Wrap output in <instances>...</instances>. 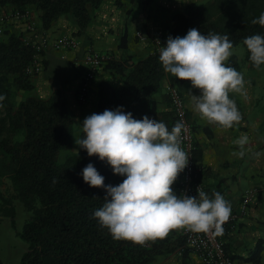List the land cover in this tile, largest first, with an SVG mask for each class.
Masks as SVG:
<instances>
[{
    "label": "trees",
    "instance_id": "trees-1",
    "mask_svg": "<svg viewBox=\"0 0 264 264\" xmlns=\"http://www.w3.org/2000/svg\"><path fill=\"white\" fill-rule=\"evenodd\" d=\"M103 1L0 0V8L33 7L44 29L60 17L69 16L82 32L92 20L93 10ZM132 1L144 5L155 2ZM262 13L264 0L189 3L184 11L173 15L171 35L183 37L189 29L196 28L204 35H228L233 48L240 44L246 48L245 38L264 36V26L252 23ZM126 41L124 35L120 45L126 47ZM33 53L20 34L0 38V95L5 97L1 101L4 116L0 118V176H8L14 191L12 198L0 194V208L4 216L12 218L13 226V199L21 201L32 214L19 233L28 245L20 264H151L158 255L178 254L185 244L178 230L171 231L163 240L141 246L114 239L94 217V212L105 203L106 192L85 183L82 170L92 163L105 178V185H119L126 177L114 174L107 161L89 157L84 149H79V155L76 151L62 160V152L75 146V121L59 89L46 98L30 93L34 85L25 69ZM244 59L252 63L247 48ZM225 63L240 72L241 60L236 54ZM107 67L121 73L125 84L115 89L102 83L95 113L122 107L134 119L147 115L156 120L157 104L152 95L166 75L159 56L152 54L135 61L130 55L122 61L112 60ZM20 91L26 95L17 101L15 94ZM78 135L81 139L85 134L81 130ZM260 250L258 247L251 258L257 263ZM189 251L185 249L181 256L185 259ZM0 264H4L1 259Z\"/></svg>",
    "mask_w": 264,
    "mask_h": 264
},
{
    "label": "clouds",
    "instance_id": "clouds-1",
    "mask_svg": "<svg viewBox=\"0 0 264 264\" xmlns=\"http://www.w3.org/2000/svg\"><path fill=\"white\" fill-rule=\"evenodd\" d=\"M252 23L264 26V13ZM243 43L253 65H264V36H249ZM232 55L233 43L228 35H204L196 28L189 29L183 37L169 36L159 55L166 73L190 81L192 88L199 90V95L191 90L189 95L201 119L225 129L242 120L229 93L246 96L244 76L226 66ZM4 99L0 95V101ZM184 129L182 122L169 130L164 122L147 115L134 119L122 107L105 109L84 119V138L75 139L77 154L84 149L89 157L107 161L114 174L126 177L119 185H105V178L92 163L82 170L85 183L106 192L105 203L94 217L114 239L144 246L149 241L165 239L173 230L223 235V225L229 221L232 208L219 192L210 198L199 187L196 196L173 191V184L189 164V156L181 148ZM248 142L247 135L233 141L239 151L232 155L244 157Z\"/></svg>",
    "mask_w": 264,
    "mask_h": 264
},
{
    "label": "crops",
    "instance_id": "crops-1",
    "mask_svg": "<svg viewBox=\"0 0 264 264\" xmlns=\"http://www.w3.org/2000/svg\"><path fill=\"white\" fill-rule=\"evenodd\" d=\"M169 3L160 4L158 0L151 5H144L132 0H104L98 8L93 10V17L86 29L82 32L76 22L69 16L60 17L45 28L51 39L62 34L73 35L79 38L81 46L78 50L62 52L49 49L44 53V70L31 77L34 85L31 94L46 98L53 90L59 89L74 118L82 130L84 119L96 112V107L102 83H109L115 89H121L125 84V77L107 65L113 61H122L132 56L135 61L152 55L155 47L153 37H160L164 42L171 35L172 12L174 8ZM135 6L138 7V11ZM10 8V7H8ZM39 22V13L33 7ZM4 8H0V12ZM1 39H7L12 33L23 36L26 32L23 24L9 23L5 25ZM43 28V27H41ZM138 32L144 36L140 37ZM126 35V47L120 45L122 37ZM174 38V37H173ZM87 49L109 54L112 60L98 70L92 83L89 99L86 104L77 100V91L84 73L83 57ZM56 54L62 59H68L75 66L81 65L80 74L74 80L66 79L63 84H57L58 75L65 79V67L56 65ZM241 60L240 73L246 81V96L238 93H229L242 115L240 124L231 129L208 123L201 119L193 110L189 90L199 95V90L192 88L191 82L180 80L166 73L160 88L154 92L152 98L156 101L158 116L156 120L166 124L169 130L176 124V116L168 94L170 87H176L184 98L187 117L192 124L195 157L201 168V179L208 191L212 194L219 192L231 204L232 211L239 217L234 226L224 227L223 235L219 236L225 244L226 252L243 264H264V65L256 68L246 61L245 52L236 53ZM51 66L52 73H47ZM241 135H247L248 144L245 146V156L237 157L233 152L239 151V146L233 141ZM177 182L173 184V191L177 194ZM256 188L253 200L242 210V201L245 191ZM260 247L259 262L252 260L253 253ZM179 254L173 256L178 259ZM201 264L198 256L189 251L186 258L183 256L176 264Z\"/></svg>",
    "mask_w": 264,
    "mask_h": 264
},
{
    "label": "built area",
    "instance_id": "built-area-1",
    "mask_svg": "<svg viewBox=\"0 0 264 264\" xmlns=\"http://www.w3.org/2000/svg\"><path fill=\"white\" fill-rule=\"evenodd\" d=\"M23 24L25 34L22 36L24 43L31 46L34 50L32 61L26 66L25 72L33 77L40 74L44 70V53L53 49L55 51L78 50L81 42L78 37L73 35L62 34L51 39L44 28L38 25V19L34 11L30 7L24 9L4 7L0 12V35L4 33L5 25L9 23ZM140 37L144 35L138 32ZM159 40V41H157ZM155 50L153 54L159 56L160 49L166 45L160 37H153ZM112 60L109 54L101 53L93 49H87L83 64L85 66L81 83L77 91V100L80 104H86L89 99L90 89L95 76L99 69L106 66ZM168 94L171 99L172 107L176 116V123L182 122L185 129L182 131L181 148L189 156V164L186 169L179 175L177 182V195L186 192L189 196L197 195V188L205 191L210 198H214V194L210 193L201 179V168H199L195 157V143L192 124L187 117V110L183 96L176 87H170ZM264 191V186L261 187ZM258 189L249 188L245 191L242 210L253 200ZM238 213L232 211L230 219L223 225L234 226L238 220ZM179 233L185 240V244L178 250L181 255L185 249H190L197 254L201 264H243L239 260L231 257L226 252L224 241L213 233H194L186 229L179 230Z\"/></svg>",
    "mask_w": 264,
    "mask_h": 264
},
{
    "label": "rangeland",
    "instance_id": "rangeland-1",
    "mask_svg": "<svg viewBox=\"0 0 264 264\" xmlns=\"http://www.w3.org/2000/svg\"><path fill=\"white\" fill-rule=\"evenodd\" d=\"M160 4L164 5L165 3H169V8H174L172 13V17L177 12H182L185 9V6L189 3H197L204 4L207 0H158ZM138 11L139 6H135ZM233 51L238 53H244L246 48L240 44L233 48ZM56 65L60 64L65 67V79H62V76L58 75L59 81L57 84H63L64 80L71 79L74 80L76 76L80 74L81 65L75 66L73 63L69 62V60L62 59L58 54H56L55 58ZM54 68L51 66L47 73H52ZM84 71V67H83ZM16 100L20 101L25 95L26 92L20 91L16 94ZM4 116V108L0 101V118ZM79 124L75 122V139H78L79 134ZM74 148L71 150H66L62 152V160H64L67 155L70 153H74L77 151V145L74 141ZM0 194L4 197L12 198L14 191L8 176H0ZM13 204L15 206V226L12 224V218L9 216H4L2 213V208H0V259L4 264H20L21 258L23 254L27 251L28 245L27 242L19 235L20 232L23 231L24 225L31 218V212L27 211L24 204L16 199H13ZM1 205V201H0ZM1 207V206H0ZM179 232V230H178ZM173 254H163L158 255L156 259L151 264H176V261H179L181 256H178V259L175 258Z\"/></svg>",
    "mask_w": 264,
    "mask_h": 264
}]
</instances>
